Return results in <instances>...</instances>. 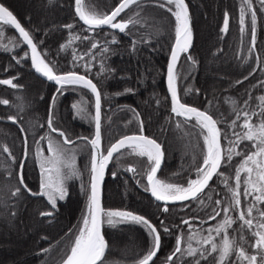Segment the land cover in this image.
<instances>
[{"label":"trees","instance_id":"1","mask_svg":"<svg viewBox=\"0 0 264 264\" xmlns=\"http://www.w3.org/2000/svg\"><path fill=\"white\" fill-rule=\"evenodd\" d=\"M29 30L38 50L55 71L76 70L89 76L101 93V143L105 151L118 137L140 132L139 121H143V133L155 138L162 146L163 161L157 178L166 182L186 186L188 179L195 177V167L202 163L203 138L195 120L181 123L184 118L171 112L169 97L164 87L163 76L167 56L174 39L175 19L166 9L156 6V0H139L117 17V21L134 17L138 22L129 24L124 32L109 26L89 30L77 18L73 0H0ZM119 0H82L85 11L106 14ZM191 17L193 38L188 53L177 62V89L179 98L209 112L221 129V144L227 150L230 145L224 136L235 140L233 130L243 135L247 130L240 125L229 127L237 113L244 111L259 113V97L264 96V10L259 0H253L257 13L256 46L250 53V16L246 15V31H239L241 0H186ZM136 13H139L136 16ZM225 13L229 16V29L223 32ZM73 25L71 29L65 27ZM0 79H13L19 85L12 88L0 85V99L9 105L0 104V146L6 145L11 156L0 150V264H60L70 251L75 234L81 226L89 193L90 145L87 140L93 131V100L90 90L81 86H67L62 93L57 91L52 121L74 144L65 145L75 153L78 178L67 182V195L57 201L52 209L46 196L34 195L40 191L41 173L36 159L39 147L47 152V140H41L50 132L47 126L50 98L55 84L41 78L22 59L26 46L15 30L0 24ZM73 36L79 39H71ZM87 36L88 39H84ZM113 38L116 43H112ZM97 43L99 47L92 48ZM62 45H68L62 48ZM107 51H104V48ZM14 49V50H13ZM75 53L77 59H73ZM90 53V54H89ZM191 56L195 63L187 59ZM20 59L17 63L16 59ZM83 56V59H79ZM259 57V61H257ZM88 65L89 67H85ZM247 77V79H245ZM241 81V83H237ZM131 89V92L126 91ZM83 99L88 115H78L72 107ZM245 101H248L245 104ZM134 110V111H133ZM138 113V118L135 116ZM17 117L18 123L8 120ZM264 117L253 116L250 123L258 129ZM23 128V131H21ZM57 134V133H55ZM58 136V134H57ZM62 141V138L59 137ZM25 139L27 140V155ZM254 141L244 140L237 148L244 155L255 151ZM15 158L13 160L12 158ZM243 156H234L230 163L219 169L235 187V169ZM21 165H23L21 169ZM132 166L136 172L126 171ZM148 168L147 158H141L123 149L110 161L102 185V205L108 210L129 209L148 218L160 231L161 247L150 264H168L167 257L173 252L178 235L183 236L181 247H186L187 237L197 233V239L206 237L209 228H214L223 213L210 220L216 200L224 205L231 203V193L220 176L209 181V187L199 194V199L163 203L156 201L143 187ZM22 171L24 183L31 191L18 184V173ZM115 173V176L113 175ZM241 173V181L245 178ZM21 191L13 196L16 187ZM245 185L241 183V209L245 210L253 197L243 196ZM211 197V199H209ZM200 200L204 203L201 204ZM168 211H164V207ZM256 208L264 210V204ZM51 211V216L40 213ZM238 212L229 215L234 219ZM253 216L258 217L253 210ZM189 220L191 229L182 223ZM163 226L170 229L165 233ZM256 224V220L253 221ZM241 222L228 230L238 246L255 254L252 248L253 235ZM103 235L107 242L106 256L131 263L143 257L151 247L148 230L143 225L126 223L116 227L104 224ZM205 235V236H204ZM215 235V233H213ZM244 236V240L240 236ZM194 247H199L196 240ZM42 249L50 251L42 253ZM213 254L200 264H215ZM259 260V257H258ZM172 264H193L192 257L179 254ZM227 264H235V253Z\"/></svg>","mask_w":264,"mask_h":264},{"label":"snow or ice","instance_id":"2","mask_svg":"<svg viewBox=\"0 0 264 264\" xmlns=\"http://www.w3.org/2000/svg\"><path fill=\"white\" fill-rule=\"evenodd\" d=\"M259 2L261 10H264V0H259ZM75 3L76 14L83 24L88 26L89 30L109 26L112 29H118L120 32H124L129 24L138 22L134 17L120 21H117V17L131 5L138 4L139 0H120L119 4L114 7L110 14L103 15L91 11L86 12L81 0H75ZM156 6L166 9L175 19L174 43L171 46L170 62L167 66V88L171 96V112L178 117L184 118L182 122H177V127H180L181 123L195 120L194 127L200 129L199 135L203 138L204 151L202 154V163L195 167V179H188L187 186L166 182L157 178L158 170L161 168L163 150L162 146L155 139L143 134V121H139V134L125 135L111 144L106 153L102 151L101 93L97 85L85 75H80L76 72L57 73L54 66L47 62L44 55L38 50V45L34 42L29 30H26L21 25L17 17L8 7L0 3V24L11 26L18 32L19 37L22 38V43L26 44L28 49H30V53L25 52L22 59H30L31 67L36 73H39L48 81L54 82L58 86V93H62L67 86H81L90 90L95 96V113L94 117H92L95 124L94 138L90 140L88 137L78 138L88 140L92 149L90 159V194L88 196L85 213L81 218V226L75 234L70 251L66 255V258L63 259L62 264H103L108 247L102 233V226L104 224L116 227L121 224L133 223L143 225L148 230L152 244L146 254L138 260L137 264H150L160 250V231L144 216L131 211L106 210L102 207L101 184L104 180L106 168L110 161H112L114 154L121 153L123 149H130V152L136 156L147 158L148 168L144 175L148 183L145 191H150L156 201L167 203L199 199V194L203 193L204 189L209 187V181L214 176H220L222 183H224L231 193V203L224 205L222 200L215 201L218 208L213 209V214L209 216V219L215 220L221 213H223V219L214 228L207 230L208 236L197 239L198 234L192 233L187 237V241L185 242L186 247L184 248L181 247L183 241L182 234L177 236L174 250L167 257L168 264H172L173 258L177 254H179L181 260L185 256L192 257L193 264H200L201 260L207 261L210 256L217 254L215 256V264H227L233 253H235V264H245V262L246 264H264V210L256 208L257 204H264V120H261L258 129L254 128L250 123L253 116L264 117V96L258 98L261 108L259 113L252 112L250 114L244 111L243 113L236 114V119L231 122L229 127L235 129L237 120H240L242 115L244 121L240 126L247 131L241 135L233 130L232 136L236 137L235 140L225 135L224 139L230 145L225 151L221 144V129L217 126L219 122L206 111L183 103L178 95L175 68L181 55L189 52L192 43V29L188 5L185 3V0H156ZM138 15L139 13H136V16ZM246 15L250 16V25L248 27H250L251 46L249 52L251 53L256 46L257 30V13L253 6V0H241L239 14V31L241 34H244L246 31ZM65 27L71 29L73 25H66ZM228 29L229 16L225 13L222 31L227 32ZM0 35H3L2 31H0ZM79 38L78 36H73L70 38L69 43L71 39ZM84 39H88V37L85 36ZM112 43H116L114 38ZM0 47L9 50L6 44L0 45ZM61 47L67 48L68 45H62ZM91 47L97 48L99 45L93 43ZM103 50L107 51L108 49L105 47ZM13 59H16L17 63H20V59L17 57L14 56ZM73 59H77L75 53H73ZM79 59H83V56H80ZM187 59L195 63L190 55L187 56ZM256 59L259 61V57ZM85 67L87 68L89 66L85 65ZM13 79H0V85H8L12 88L19 87V85L13 83ZM237 83H241V81H237ZM261 85L264 86V82H261ZM126 91L131 92L132 90L126 89ZM55 101L56 97L53 96L49 107L47 126L50 132L57 133L63 139L62 141L57 140L47 133L44 137H41V140H47V152L49 155H45L38 144L36 159L39 163L41 173L40 191L33 193L34 195L46 196L52 209H56L58 200L62 201L65 199L67 195V182L71 179L78 178L80 175L76 167L75 153L65 147V145L74 144L75 141L69 139L62 130L55 128L53 125L51 116ZM9 103L7 99H0V104L9 105ZM247 103L248 101H245V104ZM72 107L78 115H88L83 99L73 104ZM135 116L138 118L139 114L135 113ZM7 119L13 123H18L17 117L15 116L9 115ZM21 131H23V128H21ZM244 140L254 141L253 148H255V151L246 155L242 151H237L239 144ZM25 145V155H27L26 139ZM0 150L11 156V152L6 145L0 146ZM234 156H243V159L235 169V187H232L228 183V178L219 169L224 163H230ZM12 159L15 160L14 157ZM20 167L22 169L23 165ZM125 170L133 173L136 172V169L132 166L127 167ZM242 172L247 174L243 181H241ZM113 175L115 176V173ZM17 179L20 186H23L29 192L31 191L24 183L22 171L18 173ZM242 182L245 185L243 190L245 199L248 196L253 197L252 202L245 210L241 209L242 193L240 188ZM20 191L21 187H16L12 193L13 196L17 195ZM200 203L203 204L204 201L200 200ZM254 208L259 218L253 216ZM233 209L239 213L236 219L241 222V230L247 227L255 237V243L252 244L255 254H248L242 246L237 247L236 241L229 236L228 230L236 223V219L229 215ZM163 210L166 212L168 208L165 206ZM52 214L51 211L40 213L41 216H51ZM254 220H256L255 225L253 224ZM182 223L188 225L191 229L192 226L189 220H183ZM161 226L165 233H170V229L163 226V221H161ZM218 236L221 237L219 243L216 241V237ZM194 239L199 247L193 246L192 241ZM240 239L243 241L244 236L241 235ZM48 251L50 250H41L42 253Z\"/></svg>","mask_w":264,"mask_h":264},{"label":"water","instance_id":"3","mask_svg":"<svg viewBox=\"0 0 264 264\" xmlns=\"http://www.w3.org/2000/svg\"><path fill=\"white\" fill-rule=\"evenodd\" d=\"M119 2H120V0L106 13V14H110V12L114 9V7L116 6V5H118L119 4ZM0 3H2L1 1H0ZM81 3H82V0H81ZM185 3L187 4V2H186V0H185ZM3 4V3H2ZM188 5V4H187ZM6 6V5H5ZM7 7V6H6ZM73 9H74V12H75V14H76V3H75V0H73ZM10 10V9H9ZM11 11V10H10ZM188 11H189V7H188ZM14 14V13H13ZM15 15V14H14ZM189 15H190V11H189ZM76 16H77V18L79 19V17H78V15L76 14ZM225 16V15H224ZM18 19V18H17ZM80 20V19H79ZM190 20H191V17H190ZM18 21H19V19H18ZM223 21H224V19H223ZM20 22V21H19ZM80 22H82L81 20H80ZM21 23V22H20ZM83 23V22H82ZM22 25V24H21ZM23 26V25H22ZM24 27V26H23ZM14 29V28H13ZM26 29V28H25ZM191 29H192V25H191ZM15 30V29H14ZM27 30V29H26ZM15 32L18 34V32L15 30ZM19 35V34H18ZM21 38V37H20ZM192 38H193V30H192ZM22 39V38H21ZM174 43V39H173V41H172V44ZM172 44H171V46H172ZM25 46H26V52H29L30 53V49H28V47H27V45L26 44H24ZM171 46H170V50H171ZM170 50H169V53H168V56H167V61H166V65H165V71H164V76H163V83H164V87H165V90H166V92H167V95H168V97H169V101H170V105H171V96H170V93L168 92V88H167V66H168V63L170 62ZM27 61H28V63H29V65H30V67H31V61H30V59H27ZM32 68V67H31ZM33 69V68H32ZM34 70V69H33ZM69 71H72V72H76V73H78V74H80V75H85L88 79H91L89 76H87L86 74H84V73H82V72H79V71H76V70H62V71H56L57 73H66V72H69ZM34 72H35V70H34ZM36 73V72H35ZM37 75H39L41 78H44V79H46L45 77H43L42 75H40L39 73H36ZM47 80V79H46ZM92 80V79H91ZM93 81V80H92ZM51 82V81H50ZM52 83H54V82H52ZM93 83H95L94 81H93ZM55 84V83H54ZM96 84V83H95ZM57 88H58V86L55 84V90H54V92H53V94H52V96H51V98H50V103H49V107H50V104H51V101H52V97H53V95H54V93L57 91ZM98 88V87H97ZM99 90V89H98ZM91 92V91H90ZM92 94V100H93V117H94V113H95V96H94V94L93 93H91ZM182 101V100H181ZM183 103H186V104H188V105H190V106H193V107H196V108H198V109H200V110H203V111H206L205 109H203V108H201V107H199V106H196V105H194V104H191V103H187V102H185V101H182ZM207 112V111H206ZM207 113H209V112H207ZM210 114V113H209ZM211 115V114H210ZM48 119H49V112H48V116H47V122H48ZM59 130H61V129H59ZM94 134H95V124H94V120H93V131H92V134H91V136H89L88 138H89V140L90 139H92V138H94ZM133 134H139V132H132V133H127V134H124V135H122V136H120V137H118L117 139H115L113 142H111L110 144H109V146L106 148V150L104 151L105 153H106V151H107V149L110 147V145L111 144H113V143H115L117 140H119L120 138H122L123 136H125V135H133ZM144 135H146V136H148V137H150V138H153V137H151L150 135H148V134H145V133H143ZM63 139V138H62ZM153 139H155V138H153ZM156 140V139H155ZM88 141V140H87ZM157 141V140H156ZM158 142V141H157ZM89 143V142H88ZM159 143V142H158ZM160 144V143H159ZM89 145H90V143H89ZM161 145V144H160ZM101 150H102V143H101ZM163 150V149H162ZM103 151V150H102ZM91 152H92V149H91V145H90V159H91ZM163 158H164V155H163V157H162V161H163ZM162 163V162H161ZM107 169V168H106ZM105 173H106V171H105ZM104 181V180H103ZM103 181H102V184H101V204H102V185H103ZM145 183H146V186H147V179H146V176H145ZM146 186L145 187H143L144 189L146 188ZM147 193H149L150 195H151V193H150V191H146ZM89 194H90V176H89V193H88V196H89ZM152 196V195H151ZM154 198V197H153ZM155 199V198H154ZM159 202H163V201H159ZM176 202H178V201H176ZM163 203H166V202H163ZM167 203H170V202H167ZM102 207H103V205H102ZM123 210H126V211H131V210H129V209H123ZM131 212H133V213H135V214H138V215H142V214H139V213H137V212H134V211H131ZM142 216H144V215H142ZM145 217V216H144ZM146 218V217H145ZM146 219H148V218H146ZM149 220V219H148ZM150 221V220H149ZM151 222V221H150ZM152 223V222H151ZM153 224V223H152ZM154 225V224H153ZM102 233H103V231H102ZM106 240V239H105ZM66 258V257H65ZM142 258V257H141ZM141 258H139V259H141ZM138 259V260H139ZM138 260H136V261H133V262H131V263H129V264H137V262H138ZM60 264H62V262L60 263ZM162 264H166L165 262L164 263H162Z\"/></svg>","mask_w":264,"mask_h":264},{"label":"rangeland","instance_id":"4","mask_svg":"<svg viewBox=\"0 0 264 264\" xmlns=\"http://www.w3.org/2000/svg\"><path fill=\"white\" fill-rule=\"evenodd\" d=\"M87 12V11H86ZM51 136L52 137H54L55 139H57V140H59V138H58V136H57V134H51ZM45 155H49V153L48 152H46V153H44ZM245 175V177H246V173L244 174ZM192 179H195V177H193ZM187 186V185H186ZM223 218H221L220 219V221L222 220ZM219 221V222H220ZM205 236V235H204ZM206 236H208V233H207V235ZM220 239H221V237H216V241H217V243H219V241H220ZM232 239H234V238H232ZM254 239H255V237H254ZM193 243V242H192ZM255 243V241H253L252 242V244H254ZM236 246L237 247H240V246H238L237 244H236ZM246 250V249H245ZM247 251V250H246ZM248 252V251H247ZM248 254H253V253H250V252H248ZM103 264H129V263H127V261H125V260H123V259H119V258H112V257H109V256H106V257H104V261H103ZM245 264H246V262H245Z\"/></svg>","mask_w":264,"mask_h":264},{"label":"flooded vegetation","instance_id":"5","mask_svg":"<svg viewBox=\"0 0 264 264\" xmlns=\"http://www.w3.org/2000/svg\"><path fill=\"white\" fill-rule=\"evenodd\" d=\"M254 230H255V229H254ZM249 234H250V235H252L250 231H249ZM252 241H255V239H254V238H252Z\"/></svg>","mask_w":264,"mask_h":264}]
</instances>
